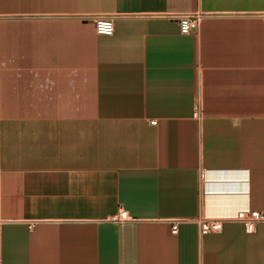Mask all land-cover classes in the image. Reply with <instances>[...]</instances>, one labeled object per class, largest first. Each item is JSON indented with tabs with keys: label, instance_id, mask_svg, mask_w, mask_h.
I'll list each match as a JSON object with an SVG mask.
<instances>
[{
	"label": "crops",
	"instance_id": "1",
	"mask_svg": "<svg viewBox=\"0 0 264 264\" xmlns=\"http://www.w3.org/2000/svg\"><path fill=\"white\" fill-rule=\"evenodd\" d=\"M263 16L264 0H0V264H264V222L236 220L264 214Z\"/></svg>",
	"mask_w": 264,
	"mask_h": 264
},
{
	"label": "built area",
	"instance_id": "2",
	"mask_svg": "<svg viewBox=\"0 0 264 264\" xmlns=\"http://www.w3.org/2000/svg\"><path fill=\"white\" fill-rule=\"evenodd\" d=\"M264 17V16H263ZM91 20L95 24V29L100 34L110 35L114 31L113 26V16L109 15H95L92 17H85ZM168 18L177 21L180 25V31L182 33H187L194 29L196 24V17L193 14H172L168 15ZM125 211L119 214V220H127ZM236 220L242 224L247 232H253L256 225L260 222H264V214L259 211L249 210V211H239L236 215ZM200 233L205 235L209 233H217L223 229V222L220 220L201 218L198 220ZM178 229V222L175 221L171 225V231L176 233Z\"/></svg>",
	"mask_w": 264,
	"mask_h": 264
}]
</instances>
